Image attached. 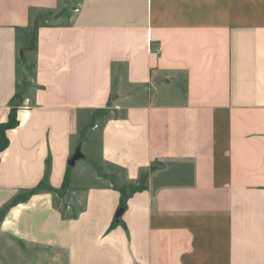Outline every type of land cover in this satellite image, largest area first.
Returning a JSON list of instances; mask_svg holds the SVG:
<instances>
[{"label": "crops", "instance_id": "0c3cea01", "mask_svg": "<svg viewBox=\"0 0 264 264\" xmlns=\"http://www.w3.org/2000/svg\"><path fill=\"white\" fill-rule=\"evenodd\" d=\"M62 2L0 0V264H264V0Z\"/></svg>", "mask_w": 264, "mask_h": 264}, {"label": "rangeland", "instance_id": "374dc122", "mask_svg": "<svg viewBox=\"0 0 264 264\" xmlns=\"http://www.w3.org/2000/svg\"><path fill=\"white\" fill-rule=\"evenodd\" d=\"M80 0H63L60 8L52 13L40 12L37 23H52L54 25H66L73 21Z\"/></svg>", "mask_w": 264, "mask_h": 264}, {"label": "trees", "instance_id": "16d2710c", "mask_svg": "<svg viewBox=\"0 0 264 264\" xmlns=\"http://www.w3.org/2000/svg\"><path fill=\"white\" fill-rule=\"evenodd\" d=\"M35 25L37 28L39 26V23L36 22ZM18 111H19V104L12 105L7 121L0 124V159H1V153L8 147L10 142L7 131L11 128L17 127L20 123L18 117ZM48 175H49V169L46 173V178L48 177ZM127 197L128 196L124 194L122 200V206H125V200L127 199Z\"/></svg>", "mask_w": 264, "mask_h": 264}, {"label": "water", "instance_id": "95a60500", "mask_svg": "<svg viewBox=\"0 0 264 264\" xmlns=\"http://www.w3.org/2000/svg\"><path fill=\"white\" fill-rule=\"evenodd\" d=\"M153 84H156V80L153 82ZM123 212H124V208L123 207L119 208L116 213V218H119L123 214Z\"/></svg>", "mask_w": 264, "mask_h": 264}]
</instances>
